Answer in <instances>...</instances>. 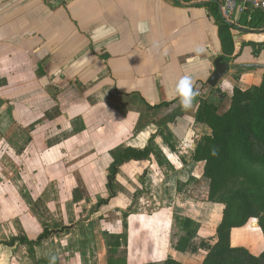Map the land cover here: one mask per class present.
I'll return each mask as SVG.
<instances>
[{"label": "crops", "instance_id": "1", "mask_svg": "<svg viewBox=\"0 0 264 264\" xmlns=\"http://www.w3.org/2000/svg\"><path fill=\"white\" fill-rule=\"evenodd\" d=\"M253 15L236 11L225 19L239 29L230 30L233 54L227 55L219 38L218 16L208 6H180L175 0H0V81L14 85L12 91L0 94V124L19 118L31 122L28 131H39L46 123L41 117L53 116L52 132L65 134L60 135L64 141L48 152H35L33 161L40 163L46 155L53 162L63 158L65 170L68 164L84 161L78 171L84 177L85 143L94 148L90 157L101 156L98 164H111L110 147L118 145L125 133L140 132L131 140L126 138V146L143 149L156 128L155 119L156 126L168 121L165 127L174 143H181L184 138L175 131L188 135L196 125L207 130L193 120L200 100L217 92L222 96L217 114H223L234 88L246 90L261 83L263 70L233 68L264 64V49L257 57L251 47L240 49L242 43L264 42V28L251 29L260 26ZM143 25L149 31H143ZM196 48L203 53L197 55ZM218 58L228 71L211 88L207 81ZM184 74L200 91L195 108L179 105L159 113L149 109L177 100L175 83ZM144 115H150L151 121L145 129L138 128L132 121ZM63 175L72 178L65 171ZM213 205L206 225L212 234L223 211L222 205ZM251 222L230 229L231 247L251 252L264 242L259 227ZM234 232L242 244L233 243ZM147 234L146 243L155 245L156 234L150 230ZM170 258L182 264L202 262L174 249Z\"/></svg>", "mask_w": 264, "mask_h": 264}, {"label": "rangeland", "instance_id": "2", "mask_svg": "<svg viewBox=\"0 0 264 264\" xmlns=\"http://www.w3.org/2000/svg\"><path fill=\"white\" fill-rule=\"evenodd\" d=\"M13 89L12 83L0 81V94ZM218 95L200 100L201 117L219 106ZM41 118L46 123L39 131H28L31 122L19 118L0 124V264H161L174 247L183 248L196 263L203 261L221 221L213 234L207 230L214 205L204 163L193 160L196 144L210 134L207 126L205 131L196 125L188 135L180 133L184 140L174 143L165 127L168 121L156 126L155 119L156 128L146 141L149 160L138 162L121 160L129 148L127 139L140 132H127L110 147L111 164H98L101 156L90 157L94 148L85 143L84 177L78 172L84 161L68 164L67 170L63 158L53 162L46 155L40 163L33 161L32 154L48 152L65 136L52 132L53 116ZM150 121L144 115L132 122L145 129ZM63 171L72 178L66 179ZM74 189L80 191L78 203L72 200ZM249 221L252 227L258 223ZM148 230L156 234L155 245L145 241ZM39 236L40 243L34 244ZM233 243L242 244L236 232ZM263 249L264 242L249 252L259 256Z\"/></svg>", "mask_w": 264, "mask_h": 264}, {"label": "trees", "instance_id": "3", "mask_svg": "<svg viewBox=\"0 0 264 264\" xmlns=\"http://www.w3.org/2000/svg\"><path fill=\"white\" fill-rule=\"evenodd\" d=\"M175 3L186 7L210 6L221 24L219 38L223 51L227 55L233 54L230 30L239 29L222 18L215 0H175ZM253 19L260 26L253 25L251 29L264 28L263 13H254ZM245 46L251 47L252 55L257 57L264 49V42L242 43L240 49ZM218 96L220 104L222 96ZM179 105L177 99L149 109L168 112ZM218 107L217 104L211 110H205L206 119L200 116L197 108L193 118L210 131L196 144L193 160L204 163V177L209 180V201L223 206L221 221L216 228V242L208 249L201 264H264V249L255 256L245 248L231 247L229 242L230 229L245 225L249 219L258 220L264 236V76L258 86L246 90L234 88L229 108L223 114H217ZM174 134L180 138V132ZM213 149H216V155L211 154ZM150 153L149 146L143 149L129 147L123 152L121 162L149 160ZM72 192L73 202L81 201L80 191L74 189ZM41 239L39 236L33 243L39 244ZM173 249L184 252L183 248ZM161 264L182 263L167 258Z\"/></svg>", "mask_w": 264, "mask_h": 264}, {"label": "clouds", "instance_id": "4", "mask_svg": "<svg viewBox=\"0 0 264 264\" xmlns=\"http://www.w3.org/2000/svg\"><path fill=\"white\" fill-rule=\"evenodd\" d=\"M142 30L147 32L149 31V28L147 25H143ZM156 46H158V43H154V47ZM194 51L197 53V55L203 53L202 48H196L194 49ZM174 94L178 98L180 105L184 109L193 110L195 108L194 101L196 97L200 95V91L194 90L192 77L188 74H184L177 79L174 87ZM211 154L216 155V149H213ZM52 259L55 260V257H53Z\"/></svg>", "mask_w": 264, "mask_h": 264}, {"label": "built area", "instance_id": "5", "mask_svg": "<svg viewBox=\"0 0 264 264\" xmlns=\"http://www.w3.org/2000/svg\"><path fill=\"white\" fill-rule=\"evenodd\" d=\"M224 19H229L234 12H260L264 14V0H215Z\"/></svg>", "mask_w": 264, "mask_h": 264}, {"label": "water", "instance_id": "6", "mask_svg": "<svg viewBox=\"0 0 264 264\" xmlns=\"http://www.w3.org/2000/svg\"><path fill=\"white\" fill-rule=\"evenodd\" d=\"M214 71L210 75L207 85L213 88L218 81L225 75L228 71L227 64L223 61L222 58L216 59L214 63ZM234 69H257V70H264V64H256V63H248V64H240L234 65ZM256 227H258V223H255Z\"/></svg>", "mask_w": 264, "mask_h": 264}, {"label": "bare ground", "instance_id": "7", "mask_svg": "<svg viewBox=\"0 0 264 264\" xmlns=\"http://www.w3.org/2000/svg\"><path fill=\"white\" fill-rule=\"evenodd\" d=\"M255 225V224H254ZM254 227H256V225L254 226ZM257 228V227H256Z\"/></svg>", "mask_w": 264, "mask_h": 264}]
</instances>
